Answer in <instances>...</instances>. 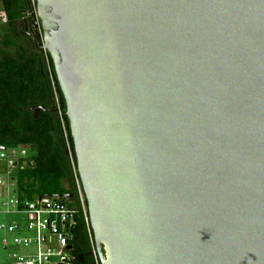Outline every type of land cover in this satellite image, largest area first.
I'll return each instance as SVG.
<instances>
[{
	"label": "water",
	"instance_id": "water-1",
	"mask_svg": "<svg viewBox=\"0 0 264 264\" xmlns=\"http://www.w3.org/2000/svg\"><path fill=\"white\" fill-rule=\"evenodd\" d=\"M35 4L100 264H264V0Z\"/></svg>",
	"mask_w": 264,
	"mask_h": 264
},
{
	"label": "trees",
	"instance_id": "trees-1",
	"mask_svg": "<svg viewBox=\"0 0 264 264\" xmlns=\"http://www.w3.org/2000/svg\"><path fill=\"white\" fill-rule=\"evenodd\" d=\"M1 2L6 21L0 23V144L27 146L33 160L32 165L16 172L17 195L28 200L72 195L64 200L77 209L69 241L72 264H100L92 252L89 218L86 224L79 204L75 183L78 174L64 99L51 58L39 45L33 29L35 0L34 4L32 0ZM54 92L63 123L56 111ZM37 107L42 109L35 116L33 109ZM67 146L70 156L65 153ZM84 203L87 209L85 198Z\"/></svg>",
	"mask_w": 264,
	"mask_h": 264
},
{
	"label": "built area",
	"instance_id": "built-area-1",
	"mask_svg": "<svg viewBox=\"0 0 264 264\" xmlns=\"http://www.w3.org/2000/svg\"><path fill=\"white\" fill-rule=\"evenodd\" d=\"M32 2L34 4V0ZM51 82L55 91L53 79ZM54 94L56 111L63 123L56 92ZM32 164L29 147H5L0 144V248L9 250L12 264H72L73 256L68 246L72 237L71 229L76 225L77 209L68 206L64 202L67 200L65 197L48 196L28 200L17 195L16 172ZM75 183L87 224L85 197L77 176ZM1 217L14 218L6 221ZM29 248L31 250L27 251ZM92 252L95 259H98L94 243Z\"/></svg>",
	"mask_w": 264,
	"mask_h": 264
},
{
	"label": "rangeland",
	"instance_id": "rangeland-1",
	"mask_svg": "<svg viewBox=\"0 0 264 264\" xmlns=\"http://www.w3.org/2000/svg\"><path fill=\"white\" fill-rule=\"evenodd\" d=\"M2 219L6 220V221H11L13 218L10 217H1ZM22 225H24V219L22 218ZM31 249H27V251H30ZM22 251H25L24 249H22ZM52 260H55L54 258H52ZM0 264H12L11 263V259L9 257V250H3L0 248Z\"/></svg>",
	"mask_w": 264,
	"mask_h": 264
},
{
	"label": "crops",
	"instance_id": "crops-1",
	"mask_svg": "<svg viewBox=\"0 0 264 264\" xmlns=\"http://www.w3.org/2000/svg\"><path fill=\"white\" fill-rule=\"evenodd\" d=\"M6 21V16L3 11L2 2L0 0V23H4Z\"/></svg>",
	"mask_w": 264,
	"mask_h": 264
}]
</instances>
